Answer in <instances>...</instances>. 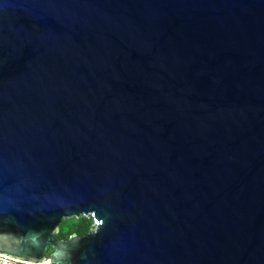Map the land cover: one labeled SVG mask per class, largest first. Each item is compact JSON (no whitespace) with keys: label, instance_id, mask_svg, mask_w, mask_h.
<instances>
[{"label":"water","instance_id":"95a60500","mask_svg":"<svg viewBox=\"0 0 264 264\" xmlns=\"http://www.w3.org/2000/svg\"><path fill=\"white\" fill-rule=\"evenodd\" d=\"M0 257L264 264V0H0Z\"/></svg>","mask_w":264,"mask_h":264},{"label":"trees","instance_id":"16d2710c","mask_svg":"<svg viewBox=\"0 0 264 264\" xmlns=\"http://www.w3.org/2000/svg\"><path fill=\"white\" fill-rule=\"evenodd\" d=\"M94 221L92 216H84L80 217H70L64 218L60 224V230L58 233V237L68 238L72 233L77 232L80 235L88 233L92 228ZM51 251V250H50ZM13 264H28L15 261ZM46 264H56V263H46Z\"/></svg>","mask_w":264,"mask_h":264},{"label":"rangeland","instance_id":"374dc122","mask_svg":"<svg viewBox=\"0 0 264 264\" xmlns=\"http://www.w3.org/2000/svg\"><path fill=\"white\" fill-rule=\"evenodd\" d=\"M10 262V264H13L15 261H12V260H10V259H6V260H4L2 257H0V264H2V262Z\"/></svg>","mask_w":264,"mask_h":264},{"label":"built area","instance_id":"2783aa9c","mask_svg":"<svg viewBox=\"0 0 264 264\" xmlns=\"http://www.w3.org/2000/svg\"><path fill=\"white\" fill-rule=\"evenodd\" d=\"M4 260H6V259H8V258H4V257H2ZM2 264H10V262L8 263V262H2Z\"/></svg>","mask_w":264,"mask_h":264}]
</instances>
